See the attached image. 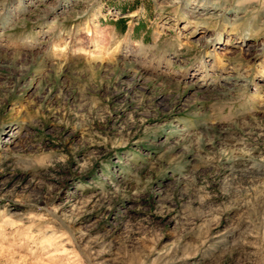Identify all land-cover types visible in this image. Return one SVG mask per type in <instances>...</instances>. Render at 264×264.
I'll return each mask as SVG.
<instances>
[{"label": "rangeland", "instance_id": "obj_1", "mask_svg": "<svg viewBox=\"0 0 264 264\" xmlns=\"http://www.w3.org/2000/svg\"><path fill=\"white\" fill-rule=\"evenodd\" d=\"M0 264H264V0H0Z\"/></svg>", "mask_w": 264, "mask_h": 264}]
</instances>
